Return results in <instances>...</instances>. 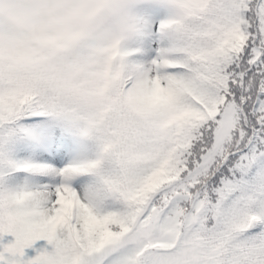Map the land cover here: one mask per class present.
Returning <instances> with one entry per match:
<instances>
[{
  "label": "snow or ice",
  "instance_id": "obj_1",
  "mask_svg": "<svg viewBox=\"0 0 264 264\" xmlns=\"http://www.w3.org/2000/svg\"><path fill=\"white\" fill-rule=\"evenodd\" d=\"M0 264H264V0H0Z\"/></svg>",
  "mask_w": 264,
  "mask_h": 264
}]
</instances>
